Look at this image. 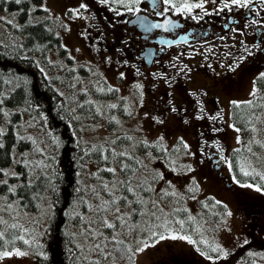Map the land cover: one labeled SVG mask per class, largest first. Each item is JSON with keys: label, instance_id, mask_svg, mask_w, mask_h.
I'll return each mask as SVG.
<instances>
[{"label": "rangeland", "instance_id": "374dc122", "mask_svg": "<svg viewBox=\"0 0 264 264\" xmlns=\"http://www.w3.org/2000/svg\"><path fill=\"white\" fill-rule=\"evenodd\" d=\"M65 3H67L66 0H44L43 6L54 17V26L61 36L62 45L67 49V55L73 59L74 65H84L86 68H91V72L99 80L115 86L119 95L124 98L123 110L126 112V115H122L123 113L116 115V112L113 111L121 106L118 104V100H112L110 104H102L95 100L90 90L95 87L101 88L102 85L97 83L94 77H83L77 72H73L68 77L66 75L67 67L65 61L62 58H57L54 54H50V64L46 69V73L52 74L58 79V89L66 95L78 118L77 128L81 139L92 145L102 143L107 146L110 144L114 147L116 154L124 153L128 156H134L136 153L135 144L142 139L149 142L159 141L168 149L174 148L176 146L174 144L180 137L181 140L183 139V143L176 146L178 152L171 153L168 162L148 156L147 159L141 162L140 170L135 171L127 178L129 188L134 191L136 198L141 199L140 193L143 192V189L145 190L146 185L152 191V196L146 197L144 200L145 206L137 222H134L131 218L132 199H126L124 204L119 202L122 194L121 184L126 180V176H123L120 172L122 167H124V161L122 162L117 157H114L110 166L103 167L104 170L115 169L114 172H110L105 176L106 179L98 176L97 169L90 163L87 164V169L81 173V180L88 190L89 197L82 200L84 207H82L83 205L81 206L80 202L74 205L69 212L70 219L74 214H79L78 225L74 228V231L81 248L83 263L110 264L113 261L121 262L112 252L111 238L125 239L131 245L136 264H165L167 260L178 264H237L232 260L233 255L237 249L245 247L244 245L247 244L249 245V250L257 259L264 260V223L259 227L250 228L253 231V234H251L243 226V220L247 219L245 217L246 212L235 209L238 203L236 199L237 193L252 199L264 207V191L258 192L255 187H245L243 185L251 183H241L236 180L231 169L229 170L228 160L229 150L241 142L240 132H237L230 122V103L252 98L253 96L250 93L253 90L254 79L247 74L238 77L237 86L233 87L229 92L233 95L230 97L222 96L218 90L216 94L210 93L208 87L199 89L196 97L202 102L203 106H209L212 104V99H214L215 103H218L219 107L222 108L223 113L225 111V114L211 113L210 110L202 112L200 109L203 115L198 114V118L204 116L206 118L204 123H215L223 120L225 123L220 124L222 126L220 129L209 131L210 128L207 127V124L205 128L202 127L204 123H201V129L196 130L194 128L196 127L195 122H193L195 126L183 123L190 116L187 112L182 113L180 111V113L176 114L169 112L168 119L166 117L162 118L165 124L163 129H160L161 126L153 123L152 116L145 110L142 111L144 109V106L140 104L142 88L137 87V85L141 86L144 83L143 79H131L129 70L119 60L110 63L104 59L96 63L95 52L90 44V37L96 41L100 37L99 33L100 31L102 32V27L96 23H93L94 28L91 25L92 21L96 22L98 20V18L93 19L95 14L88 12L89 8L86 7L85 9H80L79 15H74L71 10L76 9L75 6H67ZM79 6L80 4L78 3V8ZM16 13V11L0 9V41L12 38L14 40L15 38L17 39L13 30L18 26ZM87 25H90L91 28L87 27ZM227 55L229 56V51ZM261 72H264V70ZM132 84H134V89L131 86ZM223 89H226V87L224 86ZM6 92H8L7 88L4 90V93ZM133 92H135L134 95ZM224 98L229 100L227 102L228 107L224 105ZM110 105H116V107L111 108ZM226 109L228 110L227 113ZM227 115L228 117L226 118ZM213 117L216 118L213 119ZM163 121L159 119L157 122L163 123ZM109 123L112 124L111 127H109ZM3 129L4 123L0 120V130L3 131ZM157 130L163 131V134H157L155 137ZM209 132L212 133L209 135ZM121 134H127L130 142L126 146L118 147L115 138ZM202 134L205 136L203 137ZM43 139L46 143H53L55 140L49 134L43 136ZM211 141L215 142L219 153L226 160L228 164L226 169L228 167L230 181L234 183L237 193L227 191L215 173L204 169L201 155H204L202 153L205 152ZM155 159L159 161L157 162ZM3 179L0 178V181H3ZM188 186L190 192L186 193L185 189ZM167 194H169L170 199L165 200ZM180 196H183L182 201L179 200ZM207 196L214 197L227 207L213 240L214 246H218L222 251L217 255L211 256L213 259H208V256L197 252L194 243L189 237L180 234L173 228L163 234L164 239L153 235V233H156L154 230L156 227L154 223L156 222L154 221L155 215L159 213L162 217H168L171 210L168 207L172 206L173 208L179 206L180 209L185 207L190 214H196L199 200ZM8 205H12V207L9 209ZM49 211V202L45 195L42 198L40 209L36 212L27 213V218H24V213H18L19 210L17 212L15 202L10 204L9 201L4 200L3 196L0 195V219L6 223L9 221L12 224L20 223L24 225L25 227L22 226V231L27 230L23 231V233L25 232L29 235L33 234L29 232H33L47 224ZM228 213H231V215H228ZM7 215H9V219H7ZM118 216L121 219H117ZM15 217L19 220L14 221ZM105 220L112 223L114 227H106ZM31 239L33 238L29 240ZM144 243L149 246L144 247ZM31 244L8 250L17 249L21 252H26L27 255L4 257L0 259V264H35L31 252ZM137 247H143L144 250L136 252L135 249ZM234 251L235 253H233ZM224 253H227V255H224ZM218 256L219 258H217Z\"/></svg>", "mask_w": 264, "mask_h": 264}, {"label": "trees", "instance_id": "16d2710c", "mask_svg": "<svg viewBox=\"0 0 264 264\" xmlns=\"http://www.w3.org/2000/svg\"><path fill=\"white\" fill-rule=\"evenodd\" d=\"M43 2L21 0L20 4H16L15 0H0V9L16 11L18 20V26L13 29L17 39L0 41V120L4 123L3 131L0 130V178H4L0 181V194L9 200H16L22 210L36 211L40 207L41 195L49 191L51 214L46 226L29 232L33 233L30 235L23 233L22 226H25L20 223L21 228L16 229L10 227L12 223H0V231L4 232V236L0 237V250L24 247L26 244L18 238L23 235L24 239L33 238L30 241H34L31 252L35 264H84L74 231L79 215L74 214L71 220L69 212L80 202L84 207L82 200L89 197L81 180V173L87 169V164L90 163L97 169L98 176L106 179L110 172L103 167L110 166L117 157L124 161L121 174L129 176L130 171L140 166L135 155L165 159L178 152L176 146L182 142L178 140L174 148L166 149L159 141L139 140L135 144L134 156H128L116 154L110 144L92 145L81 139L78 118L66 95L58 89V79L47 74L46 69L50 64V54L54 53L57 57H64L68 77L73 72L90 77L92 72L83 65L73 67V59L67 55L54 19ZM6 88L8 92L4 93ZM110 88H92L91 93L96 100H108L117 96L116 88L109 91ZM248 100L252 101L251 106L235 107L231 103L230 118L240 129L241 143L230 150L229 164L238 181L264 188V180L258 175L264 174V80H257L256 95ZM122 109L120 106L113 111L124 113ZM46 134L55 138L53 143H46L43 139ZM115 141L118 147H122L128 145L130 139L127 134H121ZM242 166L252 174L245 176ZM9 188L15 191L9 192ZM121 192V204L126 202V198H134L126 182L121 185ZM186 192L189 193L188 190ZM168 199L169 194L165 200ZM236 199L248 215V221H252L251 224L248 222L250 226L264 223V207L261 204L241 194H236ZM143 205V200L133 199L131 218L134 222L140 219ZM168 208L171 209L168 217L159 213L155 215V237L173 228L189 236L197 251L207 256L218 254L211 248L226 210L222 202L207 196L200 200L199 210L194 215L189 214L185 207ZM110 243L114 256L121 260L110 264H135L132 247L125 239L111 238ZM236 261L238 264H264V260H257L248 249L238 250ZM165 264L178 263L167 260Z\"/></svg>", "mask_w": 264, "mask_h": 264}, {"label": "flooded vegetation", "instance_id": "af4514ba", "mask_svg": "<svg viewBox=\"0 0 264 264\" xmlns=\"http://www.w3.org/2000/svg\"><path fill=\"white\" fill-rule=\"evenodd\" d=\"M66 2L76 9L78 3L85 4L88 12L95 13L103 29L99 45H94L95 56L121 60L134 77L145 80L150 89L143 103L153 115L187 112L191 118L186 124L199 125L201 108L195 96L200 88L227 95L237 86L238 77L264 69V0H253L251 8L231 6L222 11L223 0H206L203 11L194 9L188 15L174 11L157 15L165 7L162 0H141L139 13H128L111 0L108 4L100 0ZM193 15L202 19L194 20ZM165 20L176 27L167 31L148 27ZM204 166L219 180L225 178L224 160L214 141L208 145Z\"/></svg>", "mask_w": 264, "mask_h": 264}, {"label": "snow or ice", "instance_id": "6c2138e0", "mask_svg": "<svg viewBox=\"0 0 264 264\" xmlns=\"http://www.w3.org/2000/svg\"><path fill=\"white\" fill-rule=\"evenodd\" d=\"M111 2L113 4H117V5L123 6L124 9L128 13H139L141 11V8L139 7V5L141 4V0H111ZM162 2H163V5H165V7L163 9V12H157V15H164V13H168L169 11H174L175 13H178V14L188 15V14H191L194 9H200V10L203 11L204 10V4H205L206 0H199V2H194V0H162ZM15 3L16 4H20L21 0H15ZM100 3L101 4H108L109 0H100ZM252 3H253V0H223V8L221 9V11L223 9H229L231 6H235V7H238V8H251ZM86 7H87V5L80 4L78 9H74V10H71V11H72V13L74 15H79L80 14V9H85ZM207 14L208 13L205 12V15H207ZM116 15L119 16V15H121V13L119 11H116ZM138 19H140L141 23H144L143 19H141V18H138ZM192 19L199 20V19H202V17L193 15ZM252 23H257V21L252 20ZM148 27L149 28H156V29L163 28V29H165L167 31V30H169L171 28L176 27V25L171 23L168 20H165L164 23H154V24L148 25ZM261 51H264V49H261ZM249 54H251V53H249ZM241 59H243V57ZM257 80H264V72L259 73V76L257 77V79L253 81V90L250 93L251 96H255L256 95V83H257ZM137 87H140V86L137 85ZM109 91H112V89L110 88ZM231 103L235 107L251 106L252 105V101L251 100H248V101H232ZM110 107L111 108H115L116 105H110ZM215 118L216 117H213V119H215ZM236 131L239 132L240 129H236ZM237 139L239 141V137ZM185 147H187V145H185ZM119 155H124V153H120ZM105 159H107V157H105ZM230 167H231V165H230ZM106 170L109 171V172H114L115 171V169H112V168H109V169H106ZM241 171L243 172V174L245 176H248V175L252 174V173L246 171L243 166L241 167ZM258 175H260V178L262 180H264V174H258ZM243 186L250 187V188L251 187H255V190L258 191V192L259 191H264V188H262L260 185L247 184V185H243ZM105 187H107V185H105ZM128 190L132 191L131 188H129ZM13 191H15L14 188H9V192H13ZM217 203H219V202H217ZM7 207L10 209L12 207V205H8ZM117 211H119V210L117 209ZM228 215H231V213H228ZM117 219H121V218L118 216ZM0 223H6V222L3 221L2 219H0ZM104 223H105V226L108 227V228L114 227V225L112 223L107 222V220H105ZM122 223H123V221H122ZM10 227L13 228V229H16V228H21V225L12 224V225H10ZM23 231H27V230H23ZM153 235H155V233H153ZM3 236H4V232L0 231V237H3ZM18 238L23 240V242L25 244L34 243V241H30L28 239H24L23 235L19 236ZM164 238L165 237L163 235L160 236V239H164ZM189 242H191V241H189ZM118 243H122V242L118 241ZM245 243H247V241H245ZM148 246L149 245L147 243H144V247H148ZM97 247H99V246H97ZM143 250H144L143 247H137L135 249L136 252H142ZM211 251L212 252H221L222 250L219 249V247L217 246V247H212ZM12 255L24 256V255H27V253L26 252H21V251H19L17 249H14L13 251H7V250L6 251H0V259H3L4 257L12 256ZM201 255H205V253L202 252ZM224 255H227V253H224ZM217 258H219V256ZM208 259H213V257L208 256Z\"/></svg>", "mask_w": 264, "mask_h": 264}]
</instances>
